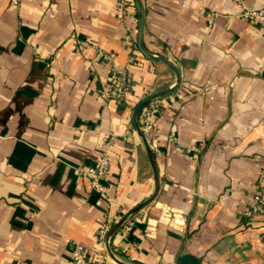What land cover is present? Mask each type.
I'll return each instance as SVG.
<instances>
[{
    "label": "crops",
    "instance_id": "crops-1",
    "mask_svg": "<svg viewBox=\"0 0 264 264\" xmlns=\"http://www.w3.org/2000/svg\"><path fill=\"white\" fill-rule=\"evenodd\" d=\"M120 1L0 0V264H74L75 243L97 257L105 215L149 199L111 238L122 262L264 264V222L244 214L264 185V29L237 0H140L144 47L179 77L130 61L139 14ZM115 64L125 107L109 95ZM162 92L153 164L133 112ZM103 150L106 192L83 173Z\"/></svg>",
    "mask_w": 264,
    "mask_h": 264
},
{
    "label": "built area",
    "instance_id": "built-area-1",
    "mask_svg": "<svg viewBox=\"0 0 264 264\" xmlns=\"http://www.w3.org/2000/svg\"><path fill=\"white\" fill-rule=\"evenodd\" d=\"M242 5L241 16L247 19L249 22L259 25L264 29V8H252L244 4V0H237ZM127 0L120 1L119 12L121 15L124 13ZM136 54L130 58L131 62L137 60V56L141 55L139 49L135 46ZM100 60L106 61L113 65L115 63L114 54L100 51L98 54ZM131 89L128 83L127 68H119L114 65V76L109 89V95L115 99L118 103L125 101L126 96L130 93ZM158 108L157 100H153L148 103L141 113V130L147 138H151L150 147L152 149L156 146V130L154 126V114ZM134 132V131H133ZM185 151L191 152V149H185ZM197 152V151H196ZM110 170L109 154L106 150H103L93 166L86 168L83 173L85 177L90 181L93 189L98 191H107V177ZM244 214L250 221L260 216L261 221L264 222V185L259 187L251 201L244 209ZM184 221H187V217L182 216ZM130 219V218H128ZM127 220L125 224L128 222ZM115 223V218L111 213H107L103 221L98 225L96 229L97 246L100 249V254L97 257L90 258L87 256L84 247L80 243H75L73 248V261L74 264H110L111 256L107 249L108 234ZM264 238V235H262Z\"/></svg>",
    "mask_w": 264,
    "mask_h": 264
},
{
    "label": "water",
    "instance_id": "water-1",
    "mask_svg": "<svg viewBox=\"0 0 264 264\" xmlns=\"http://www.w3.org/2000/svg\"><path fill=\"white\" fill-rule=\"evenodd\" d=\"M136 6H137V10H138V14H139V36H138V48L141 51V53L143 55H145L147 58L151 59V60H155V61H164L165 63H167L168 65H170L172 68H174L178 74V76L180 77V72L179 69H177L166 57L162 56V55H153L151 54L149 51L146 50V48L143 45V41H142V36H143V23H144V12H143V7L141 4L140 0H135ZM165 92L162 93H156V94H151L148 97H146L143 101H141L138 106L135 108L134 112H133V119H134V124L137 130V133L143 137L145 144L147 146V149L149 151V155H150V159L152 161V163L154 164V158H153V154L152 151L150 149V147L147 144L146 138L144 133L141 130L140 124L138 122V114L140 112V110L147 105L148 103H150L153 100H156L158 97L164 95ZM152 199H149L147 201H145L144 203L138 205L137 207H135L130 213H127L124 217H122V219H120L118 222H116V224L111 228L109 234H108V242H107V249L109 252V255L111 256V258L116 261L118 264H127L122 262L121 260H119L113 253L111 246H110V241L112 236L115 234V232L128 220V218L134 213L139 211L141 208H143L144 206H146Z\"/></svg>",
    "mask_w": 264,
    "mask_h": 264
},
{
    "label": "trees",
    "instance_id": "trees-1",
    "mask_svg": "<svg viewBox=\"0 0 264 264\" xmlns=\"http://www.w3.org/2000/svg\"><path fill=\"white\" fill-rule=\"evenodd\" d=\"M120 106L125 107L127 105V103L125 101H122L119 103ZM143 108L141 109V111L138 114V119L140 121V125H141V113H142ZM177 264H201V258L190 254V253H184L181 252L178 254L177 256Z\"/></svg>",
    "mask_w": 264,
    "mask_h": 264
}]
</instances>
